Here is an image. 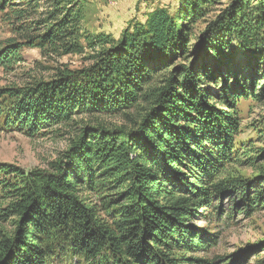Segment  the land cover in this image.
Wrapping results in <instances>:
<instances>
[{
  "label": "trees",
  "instance_id": "16d2710c",
  "mask_svg": "<svg viewBox=\"0 0 264 264\" xmlns=\"http://www.w3.org/2000/svg\"><path fill=\"white\" fill-rule=\"evenodd\" d=\"M48 1L42 19L23 29L25 44L65 55L88 50L92 63L77 78L1 88L0 131L33 136L74 113L139 111L131 128L85 129L47 170L0 164V228L13 221L10 233L0 229V264H214L216 258L201 255L214 238L191 222L211 221L204 208L216 210L212 201L224 194L239 199L249 216L264 203V186L217 179L236 158L235 103L254 88L256 72L247 83L232 67L230 80L220 77V91L208 85L215 88L214 72H221L231 41L248 69L252 60L264 61V0H229L207 33L229 42L219 47L205 37L192 60L189 26L201 8L220 0H180L172 13L152 9L118 40L81 33V9L71 0ZM22 12L10 9L19 20ZM16 46L0 52L1 65L16 60Z\"/></svg>",
  "mask_w": 264,
  "mask_h": 264
},
{
  "label": "rangeland",
  "instance_id": "374dc122",
  "mask_svg": "<svg viewBox=\"0 0 264 264\" xmlns=\"http://www.w3.org/2000/svg\"><path fill=\"white\" fill-rule=\"evenodd\" d=\"M71 1L81 9L79 22L81 33L107 35L115 40L119 39L124 30H131L136 23H143L148 11L160 8L172 13L178 10L180 5V0ZM48 2L7 0L5 6L0 5V52L8 44H17L16 48H13L16 60L0 64V89L28 87L39 82L52 83L65 75L77 78L83 69L91 65L92 60L88 58L91 52L88 50L81 54L65 55L52 52L47 47L39 49L25 44L27 32L23 29H29L32 22L42 19L49 8L46 5ZM228 2L229 0H220L201 8L200 18L189 26L188 60L197 59L198 45L205 37L207 42L213 40L219 47L222 43L229 42L230 38H226L222 33L213 32L210 36L207 35L208 29L220 18ZM10 9L14 11L22 9L23 20L15 18V14H10ZM36 34L38 33L34 30L32 35ZM240 47L235 41L229 43L224 51V60L221 61V72H214V77L218 79L216 86L212 87L213 82H209L208 85L213 91L214 89L216 92L220 91L223 88L222 79L230 80L234 72L232 67H236L241 79L247 80L253 71L256 72L254 88L250 90L251 92L245 93L246 97L240 96L235 103L238 127L231 139L236 158L225 166L223 171L218 170L217 179L238 178L247 180L250 184L263 181L259 184L261 191L264 186V97H254L263 91L264 61L262 58L258 60L259 62L252 60L254 65L248 69L250 63ZM258 51L259 47L256 53H259ZM179 62L180 59L176 61ZM78 81L82 83L84 80ZM138 111V108H130L124 114L105 115L102 112L94 116L88 113H74L71 121L42 125L39 132L33 136L20 131H0V164L12 165L23 172L47 170L51 162L64 159L63 156L66 155L71 141L76 140L85 129L100 126L106 129L122 126L131 128L133 124L131 121L137 120ZM252 193L253 188L249 189L250 196L255 195ZM89 200L96 202L94 198ZM238 200L224 194L219 200L212 201L216 210L211 207L204 208L211 213L208 216L211 221L199 216L193 219L191 224L197 229L205 230L214 238L211 247L201 255L207 256L208 259L216 258L214 264H264V203L259 206L260 208H254L248 216L241 214L244 205ZM227 213H230L229 220H225ZM12 228L11 219L1 223L0 229L4 233H10Z\"/></svg>",
  "mask_w": 264,
  "mask_h": 264
}]
</instances>
